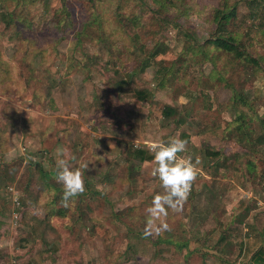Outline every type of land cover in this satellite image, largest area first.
<instances>
[{
	"label": "rangeland",
	"instance_id": "1",
	"mask_svg": "<svg viewBox=\"0 0 264 264\" xmlns=\"http://www.w3.org/2000/svg\"><path fill=\"white\" fill-rule=\"evenodd\" d=\"M217 30L239 55L212 50ZM177 135L201 171L144 237L163 193L147 145ZM58 148L88 162L67 207ZM261 208L264 0H0V264L264 263Z\"/></svg>",
	"mask_w": 264,
	"mask_h": 264
},
{
	"label": "clouds",
	"instance_id": "2",
	"mask_svg": "<svg viewBox=\"0 0 264 264\" xmlns=\"http://www.w3.org/2000/svg\"><path fill=\"white\" fill-rule=\"evenodd\" d=\"M188 141L181 139L178 135L170 137L167 142L163 139H153L147 145L153 156L150 175L157 178L163 193L156 194L147 207V220L143 230V236H159L165 231H170L165 219L169 210L179 212L186 203L192 186L196 181L201 169L200 157L193 160L187 155ZM56 170L54 179L62 185V204L67 207L68 202L85 192L84 171L88 168V162H81L78 167H72L70 162L75 161L74 155H68L66 150H56ZM32 159L33 157H26ZM53 195L55 193L53 192ZM14 200L19 199V194L14 195ZM159 222V223H158Z\"/></svg>",
	"mask_w": 264,
	"mask_h": 264
},
{
	"label": "trees",
	"instance_id": "3",
	"mask_svg": "<svg viewBox=\"0 0 264 264\" xmlns=\"http://www.w3.org/2000/svg\"><path fill=\"white\" fill-rule=\"evenodd\" d=\"M170 1L171 0H151V3H153V4H156L157 6H159V7H164L166 4H169L170 3ZM221 9H225V6H222V8ZM218 10H216L215 12H214V14L211 16V18H212V21L213 22H217V25H218V27L220 28H222V25H223V21L222 20H224V19H227L228 17L227 16H229L230 15V11L229 12H227V13H222V12H219V14H218V16H216V12H217ZM240 24L241 23H237V25H236V30H239V28H240ZM218 29V28H217ZM217 36L215 37V39H213V41H212V47H213V49L212 50H221V51H226V52H231V53H233L235 56H237V55H239V53H237L236 51H235V49H236V47H235V44H236V35L235 34H227L226 33V35H224L223 33H218V30H217V34H216ZM209 51H210V49H209ZM211 52V51H210ZM209 60H210V62L212 63V61H211V59L210 58H208ZM205 61H207V60H205ZM254 62V61H253ZM208 63V62H207ZM139 97H142L143 98V94H140V96ZM141 99V98H140ZM161 113H162V115L163 116H168V115H170L172 112H171V109H169L168 108V106H164L163 108H162V111H161ZM240 117L238 116V115H236V120H238ZM242 120V119H241ZM239 124H241V123H239ZM206 154H209V155H213V156H216V154H211V153H209L208 151H206ZM133 155H135V156H137L139 159H141V160H150L151 158H152V156L151 155H148L145 151H142L141 149H140V147H137V146H135L134 145V150H133ZM247 223L248 222H252L253 224H254V227H256V229H257V231L258 232H260V231H263V229H264V208H261V210H260V212L259 213H254L253 215H252V219H248L247 221H246ZM233 229H235V230H237L238 231V236H240V227L238 226V225H233V226H231ZM230 227V228H231ZM233 239H235V238H233ZM259 253H258V255H253L252 257L253 258H255V259H257L256 260V262L258 263V264H264L263 262H261V260H259L260 259V257H259ZM255 256V257H254Z\"/></svg>",
	"mask_w": 264,
	"mask_h": 264
},
{
	"label": "built area",
	"instance_id": "4",
	"mask_svg": "<svg viewBox=\"0 0 264 264\" xmlns=\"http://www.w3.org/2000/svg\"><path fill=\"white\" fill-rule=\"evenodd\" d=\"M138 147V146H137Z\"/></svg>",
	"mask_w": 264,
	"mask_h": 264
}]
</instances>
